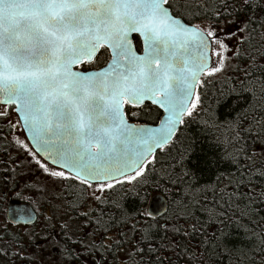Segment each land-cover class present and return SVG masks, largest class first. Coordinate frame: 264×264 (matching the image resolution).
I'll return each instance as SVG.
<instances>
[{
	"label": "snow or ice",
	"instance_id": "obj_1",
	"mask_svg": "<svg viewBox=\"0 0 264 264\" xmlns=\"http://www.w3.org/2000/svg\"><path fill=\"white\" fill-rule=\"evenodd\" d=\"M209 128L225 148L193 160ZM0 165L5 190L45 174L67 217L40 237L26 216L27 240L4 225V264L37 239L53 264H264V0H0ZM169 185L175 210L142 209Z\"/></svg>",
	"mask_w": 264,
	"mask_h": 264
},
{
	"label": "trees",
	"instance_id": "obj_2",
	"mask_svg": "<svg viewBox=\"0 0 264 264\" xmlns=\"http://www.w3.org/2000/svg\"><path fill=\"white\" fill-rule=\"evenodd\" d=\"M234 63H241V66L246 67V64H243L242 62L239 61H235ZM228 75L233 76L234 78L236 76H239V73H235L233 72L231 69L228 72ZM259 75V74H257ZM216 87H219V85H216ZM211 95V93H210ZM236 102V97H229L224 103H222L217 109H216V115L218 117V121L219 122H223L225 120H229L232 118V105ZM240 106H244L243 105V101L240 102ZM207 118V117H204ZM198 126H193V128H196ZM219 133L217 132L216 129H204L203 130V134H197L198 136V141H197V145H196V156L193 157V160L196 159V157H208L211 158L213 156V154L218 155L220 152H222L225 148V145L221 144V145H217L216 144V140L218 137ZM251 147L259 149V145H252L251 141L247 142ZM163 163H167L166 160L163 161ZM157 167H160V165H157ZM229 170L234 171V169H229L227 165H221L220 166V171L225 172V174H227V172ZM215 172V169L213 170V173ZM41 173V172H40ZM213 173H209V172H205L204 174L201 175L200 178V183L204 184V183H208L211 179H214V175ZM41 176H45L41 173ZM41 176H39V178H41ZM50 182L48 181V179L46 178L45 181H43V187L47 188V191L43 194L40 193L39 199L41 200V206L43 207L44 211L47 212V215H50L51 211H53V207L55 206V201L62 203L63 201V197L61 199H55L54 195L56 193V190L53 188L49 187ZM171 189V192H165L163 189H149L148 191V195L146 197L145 203L142 205V209L143 210H147V204L149 199L156 193H161L163 194L166 199H167V203H168V213L170 214L174 209V205L172 203L173 199H179L182 195H183V189L181 186L177 185V186H168ZM30 203L34 206V203L31 199ZM126 206L130 209L133 210L138 206V202L133 200L132 197L130 196L128 198V200L126 201ZM51 207V208H50ZM49 208V209H48ZM260 208H264V205L258 206V210ZM198 215H202L201 213H197ZM262 215H264V212L261 213ZM70 215H74L73 213H70ZM41 216V215H40ZM39 216V217H40ZM43 217V216H42ZM41 220V218H40ZM40 220L35 223L34 225L31 226H27V229L30 231L32 230L34 227L38 226L41 222V234H39L40 237H42L45 233L43 232V225L44 223H46L45 221H43V219ZM78 221H73L72 223L75 224ZM51 223L53 225H55V232L59 231V221L56 220V218H54ZM0 224L2 226L7 225V229L8 232L11 234H21L20 233V228L18 226H13V225H9L6 221V215H5V206L4 208L0 207ZM0 225V226H1ZM12 227V228H11ZM3 228V227H2ZM0 228V229H2ZM12 229H15L12 230ZM232 232V239L230 241V244H242L243 241L241 239L242 237V232L240 229H237L235 226L232 227L231 229ZM21 235H23L24 239L27 240V232L22 233ZM37 243L40 245V249H44L45 243L42 240L37 239ZM40 249H36V248H32L29 249L30 252L33 253L35 259L33 261V264H53V261L57 259L56 256H54L52 253L55 252V249L52 250V252L50 253L49 251L45 250V251H41ZM17 264H19V261H17ZM223 264H229V261L227 258L224 259Z\"/></svg>",
	"mask_w": 264,
	"mask_h": 264
},
{
	"label": "flooded vegetation",
	"instance_id": "obj_3",
	"mask_svg": "<svg viewBox=\"0 0 264 264\" xmlns=\"http://www.w3.org/2000/svg\"><path fill=\"white\" fill-rule=\"evenodd\" d=\"M41 173L39 171L29 172L23 178V180L20 181L19 186L17 188H15V189L8 188L6 190L5 189L3 190V183H4V181H3V166L0 165V188L3 190L0 194V207L4 208V206H5V215L7 212V207H8L9 202L13 199H16V200H21V201L29 203L32 206V208L37 212L38 221L40 220L39 212H38L37 208L35 206H33L29 200L31 198L37 197L38 191L36 189H30V188L25 187V184L26 183L31 184L33 182H37L38 186H39L38 178H39V176H41ZM9 181L11 182L10 174H9ZM6 221H7V217H6ZM7 223H8V221H7ZM9 225H11V224H9ZM13 226L21 227L22 225H13ZM2 227L3 226L1 225L0 228H2Z\"/></svg>",
	"mask_w": 264,
	"mask_h": 264
},
{
	"label": "water",
	"instance_id": "obj_4",
	"mask_svg": "<svg viewBox=\"0 0 264 264\" xmlns=\"http://www.w3.org/2000/svg\"><path fill=\"white\" fill-rule=\"evenodd\" d=\"M168 207L166 197L161 193L154 194L148 201L147 210H151L153 212L159 211L161 213L164 212V209ZM18 214V216H17ZM32 216L33 221L31 224L27 226L34 225L38 221V214L32 208V206L24 201L13 199L9 202L6 212L7 221L11 225H22L24 218L26 216ZM14 216H16L21 223H15L13 221Z\"/></svg>",
	"mask_w": 264,
	"mask_h": 264
},
{
	"label": "rangeland",
	"instance_id": "obj_5",
	"mask_svg": "<svg viewBox=\"0 0 264 264\" xmlns=\"http://www.w3.org/2000/svg\"><path fill=\"white\" fill-rule=\"evenodd\" d=\"M227 42L231 45L234 41H227ZM234 62H235V60L233 61V63H234ZM10 119L15 120V115L13 114V115L10 117ZM17 134H19V133L17 132ZM21 138H23V137H21ZM42 174H43V173H42ZM43 175H45V174H43ZM45 180H46V176H41V178H38V181H39V187H42V188H43V181H45ZM48 181L50 182L49 187L55 189V187H54V185H53V182H52L51 180H49V179H48ZM3 190H4V189H3ZM3 190L0 188V194H1V192H2ZM55 190H56V189H55ZM40 193H41V192H38V196H37V197H34V198H31V200H32L33 203H34V206L37 208V210H38V212H39V216L41 215L40 218H41V220H42V218H43L44 216L47 215V212L44 211L43 207L41 206V205H42V204H41V200L39 199ZM43 193H45V192H43ZM43 193H41V194H43ZM55 205H60V206H61V207H60V211H59V213L55 216L56 220L59 221V222H62L63 220L67 219V217L63 215V205H62L61 203L57 202V201H55ZM50 208H51V207H50ZM48 209H49V208H48ZM52 210H53V209H52ZM50 213H51L50 215H52V214H53V211H51ZM42 216H43V217H42ZM41 220H40V222H41ZM41 224H42V222H41L38 226L35 227V231H36V233H38V235L41 234V232H42V231H41ZM0 227H1V226H0ZM11 228H12V227H11ZM12 230L15 231V229H12ZM0 264H4V262H3L2 260H0Z\"/></svg>",
	"mask_w": 264,
	"mask_h": 264
}]
</instances>
